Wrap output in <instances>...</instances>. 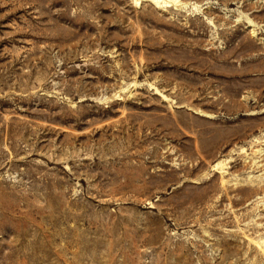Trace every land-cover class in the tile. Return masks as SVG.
I'll return each instance as SVG.
<instances>
[{"label": "rangeland", "instance_id": "374dc122", "mask_svg": "<svg viewBox=\"0 0 264 264\" xmlns=\"http://www.w3.org/2000/svg\"><path fill=\"white\" fill-rule=\"evenodd\" d=\"M0 264H264V0H0Z\"/></svg>", "mask_w": 264, "mask_h": 264}]
</instances>
